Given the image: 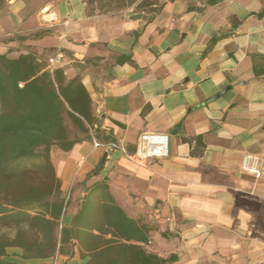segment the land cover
I'll use <instances>...</instances> for the list:
<instances>
[{"label":"crops","instance_id":"1","mask_svg":"<svg viewBox=\"0 0 264 264\" xmlns=\"http://www.w3.org/2000/svg\"><path fill=\"white\" fill-rule=\"evenodd\" d=\"M211 1L0 0V55L64 96L48 153L64 206L30 212L53 230L0 224L5 260L264 264V0ZM145 133L167 135L166 158L92 146L132 154ZM245 154L261 178L241 171Z\"/></svg>","mask_w":264,"mask_h":264},{"label":"trees","instance_id":"2","mask_svg":"<svg viewBox=\"0 0 264 264\" xmlns=\"http://www.w3.org/2000/svg\"><path fill=\"white\" fill-rule=\"evenodd\" d=\"M263 13L264 8L259 15ZM19 82H23L21 88ZM63 97L55 76L51 79L42 73L31 79L23 65L0 55V224L4 227L27 223L40 231L55 228L53 221L30 212L39 210L58 218L64 206L63 200L58 202L48 159L50 146L55 142L59 145L63 136L59 118ZM72 111L83 114L77 108ZM64 235L61 228L60 241ZM9 245L0 234V264H15L4 259ZM172 260L170 257L161 263Z\"/></svg>","mask_w":264,"mask_h":264},{"label":"built area","instance_id":"3","mask_svg":"<svg viewBox=\"0 0 264 264\" xmlns=\"http://www.w3.org/2000/svg\"><path fill=\"white\" fill-rule=\"evenodd\" d=\"M44 14H48L45 12ZM42 20L46 23H54L56 21L55 17H51L47 20ZM63 54L61 52L55 53L51 58L48 59L47 64L50 71H52L55 66H57L63 60ZM92 132V130H90ZM92 146L94 149L101 148L106 151L109 150H120L129 160L132 162L145 165L147 159H163L168 155V137L165 134H142L139 137V145L137 150L128 154L123 148H121L117 143H98L93 140ZM241 171L252 175L255 179L262 177V159L255 155L245 154L241 159L240 165ZM68 197H66L65 202H67ZM168 232H174V227L170 219H166ZM58 256L54 255L49 264H57Z\"/></svg>","mask_w":264,"mask_h":264}]
</instances>
